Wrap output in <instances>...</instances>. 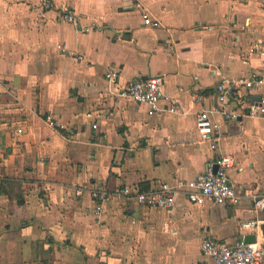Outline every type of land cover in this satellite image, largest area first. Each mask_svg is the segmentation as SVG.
I'll return each mask as SVG.
<instances>
[{
  "label": "crops",
  "instance_id": "obj_1",
  "mask_svg": "<svg viewBox=\"0 0 264 264\" xmlns=\"http://www.w3.org/2000/svg\"><path fill=\"white\" fill-rule=\"evenodd\" d=\"M156 75L177 113L163 101L148 116L118 96ZM262 75L264 0H0V264H211L205 240L259 241L241 223L264 222L252 203L264 194V119L234 96L225 111L235 118L218 113L216 85ZM244 95L257 105L264 87ZM221 156L236 202L197 206L178 194L165 210L119 197L95 214L91 189L190 182Z\"/></svg>",
  "mask_w": 264,
  "mask_h": 264
},
{
  "label": "built area",
  "instance_id": "obj_2",
  "mask_svg": "<svg viewBox=\"0 0 264 264\" xmlns=\"http://www.w3.org/2000/svg\"><path fill=\"white\" fill-rule=\"evenodd\" d=\"M59 19L76 26L74 15L68 11L60 14ZM143 23L151 27L158 26L156 21H150L149 19H145ZM57 49L62 50V45H57ZM105 77L114 83L118 76L115 71H110ZM163 85L164 77L160 75L145 80L129 81L119 89L118 96L131 100L136 104L147 105L148 116L162 111L159 104L163 101L168 103L166 110L171 114H175L178 110V104L174 99L164 94ZM260 87H264V75L239 77L237 79L222 78L216 85L218 113L231 119L235 118L233 113L230 114L225 111V104L229 101V97L234 96L238 98L242 105H245L248 115L264 119V98H261L257 105L247 103L242 98L246 96L245 93L256 91ZM44 120L49 127L55 128L57 126L51 115H46ZM92 127L96 128V125ZM195 128L200 141H207L213 133L212 124L203 112L196 115ZM231 167V160L228 157L221 156L190 182L177 181L173 185L163 182L148 191H132L123 188L111 193L104 188H95L89 191V196L95 202V214L102 212V205L105 202L119 197L133 199L139 205L147 208L165 210L172 209L178 194L185 195L189 203L197 206H203L206 203L219 205L226 201L233 203L237 201V196L228 175V170ZM214 168L215 172H213ZM81 193V188L75 191L77 196ZM252 203L254 209L264 210V194L253 196ZM257 226L258 223L255 221L241 223L243 229H253ZM200 251L211 264H264V251L258 240L254 243H245L243 239H240L232 246L219 244L213 240H205L200 245Z\"/></svg>",
  "mask_w": 264,
  "mask_h": 264
},
{
  "label": "water",
  "instance_id": "obj_3",
  "mask_svg": "<svg viewBox=\"0 0 264 264\" xmlns=\"http://www.w3.org/2000/svg\"><path fill=\"white\" fill-rule=\"evenodd\" d=\"M213 172H215V168L213 169ZM262 211L264 212V210ZM257 229L259 234L258 242L264 251V222L259 223ZM243 240L245 243H254L256 241V237L255 235H246Z\"/></svg>",
  "mask_w": 264,
  "mask_h": 264
}]
</instances>
